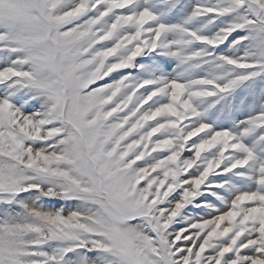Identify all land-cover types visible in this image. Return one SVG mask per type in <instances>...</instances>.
I'll list each match as a JSON object with an SVG mask.
<instances>
[{"label":"snow or ice","instance_id":"obj_1","mask_svg":"<svg viewBox=\"0 0 264 264\" xmlns=\"http://www.w3.org/2000/svg\"><path fill=\"white\" fill-rule=\"evenodd\" d=\"M0 264H264V0H0Z\"/></svg>","mask_w":264,"mask_h":264},{"label":"rangeland","instance_id":"obj_2","mask_svg":"<svg viewBox=\"0 0 264 264\" xmlns=\"http://www.w3.org/2000/svg\"><path fill=\"white\" fill-rule=\"evenodd\" d=\"M105 82H107V78H105Z\"/></svg>","mask_w":264,"mask_h":264}]
</instances>
